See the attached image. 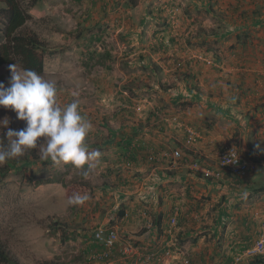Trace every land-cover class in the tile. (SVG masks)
I'll return each mask as SVG.
<instances>
[{
	"label": "rangeland",
	"instance_id": "1",
	"mask_svg": "<svg viewBox=\"0 0 264 264\" xmlns=\"http://www.w3.org/2000/svg\"><path fill=\"white\" fill-rule=\"evenodd\" d=\"M20 1L31 15L26 30L45 42L39 75L56 84L61 107L78 101L92 124L88 148L101 157L87 179L42 157L0 164V243L16 261L0 264H264V250L254 251L264 233V0ZM3 9L0 0V32ZM10 76L1 66L6 87ZM5 118L7 145L8 128L25 122L0 106ZM228 148L249 165L244 175L225 170L214 180L193 170L216 167ZM160 167L216 190L190 199L193 179L171 182L186 204L164 213V181L146 180ZM77 193L89 199L69 205ZM132 203L139 218L128 227L133 215L121 212ZM100 227L116 228L119 242L98 241ZM127 244L134 249L123 253Z\"/></svg>",
	"mask_w": 264,
	"mask_h": 264
},
{
	"label": "clouds",
	"instance_id": "2",
	"mask_svg": "<svg viewBox=\"0 0 264 264\" xmlns=\"http://www.w3.org/2000/svg\"><path fill=\"white\" fill-rule=\"evenodd\" d=\"M9 71L8 86L0 82V106L13 110L17 119L25 122V127L8 128L7 145L0 141V164L24 156L39 146L43 159L57 165L71 164L87 179L100 162L101 153L88 148L86 138L92 124L82 115L78 101L61 107L54 82L45 80L32 69H20L17 64H10ZM9 122L5 118L0 126L7 128ZM40 138L43 142L38 145ZM88 199L87 194L77 193L69 197L68 204L79 206Z\"/></svg>",
	"mask_w": 264,
	"mask_h": 264
},
{
	"label": "trees",
	"instance_id": "3",
	"mask_svg": "<svg viewBox=\"0 0 264 264\" xmlns=\"http://www.w3.org/2000/svg\"><path fill=\"white\" fill-rule=\"evenodd\" d=\"M37 1L39 0H33L32 4L35 5ZM5 4L7 9H3L5 16L0 32V67L17 64L22 69H32L41 74L44 68L41 51L45 48V42L35 32L26 30L25 26L31 15L20 0H5ZM24 156L21 164L24 167L41 158L38 148L29 150ZM4 173L6 169L0 168L1 178L5 176ZM13 259L0 243V261L16 263Z\"/></svg>",
	"mask_w": 264,
	"mask_h": 264
},
{
	"label": "built area",
	"instance_id": "4",
	"mask_svg": "<svg viewBox=\"0 0 264 264\" xmlns=\"http://www.w3.org/2000/svg\"><path fill=\"white\" fill-rule=\"evenodd\" d=\"M186 143L193 144L195 140L196 133L192 128L187 129ZM173 158L178 160L181 158L180 150H175ZM218 164L216 167H205L199 163H194L192 168L194 171H200L202 175L207 178L219 180L223 177L225 170H229L231 173L236 175H244L248 169L249 165L246 161L242 160L235 148H228L220 151L218 154ZM95 238L98 241L104 243V245L111 247L119 242L118 231L116 228H105L100 227L95 233ZM133 245L127 244V246L122 251L123 253H129L133 251ZM264 250V233L261 238L258 239L257 244L255 245L256 252H263Z\"/></svg>",
	"mask_w": 264,
	"mask_h": 264
},
{
	"label": "crops",
	"instance_id": "5",
	"mask_svg": "<svg viewBox=\"0 0 264 264\" xmlns=\"http://www.w3.org/2000/svg\"><path fill=\"white\" fill-rule=\"evenodd\" d=\"M160 168H161L162 172L156 171V168H155V172L152 173L150 176H148V179H146V180H149V181L151 180L150 183H152L153 181H161V182L164 181L162 183L165 186L163 188H161V191L159 193L161 195V197H162V200H163V205L160 206V210H162L164 213H167V211H168L169 208H172V209L173 208H175V209H178L179 208L180 209V207H181V210H183V207L181 205V202L182 203L185 202V204H186V200L181 197V194L182 193L181 194L180 193H173V195H171L172 194V191L174 190V189H171V187H173V185H175L177 182L181 183L182 180L183 181H187L189 179L191 181L193 179L194 181H191L190 184H188L189 185V188H188V190H186V194L189 195V198L190 199H192L191 197L193 195L199 196V193L196 192L195 190H199L198 188H200V187H198L197 185L193 186V182L195 183L196 182V179H197L196 176L189 177V178L185 177V175L181 172L182 171V168H180V167H175L174 169H171L170 172H164L163 169H162V167H160ZM163 168H165L167 170V167H163ZM144 176H147V175L145 174ZM171 182H174L175 184H172ZM195 184H198V183H195ZM152 185H153V183H152ZM176 186L178 187L177 184H176ZM202 186L203 187L200 188L201 190H203V188H206L209 191L216 190V189L212 188L211 185H209L208 183H204V184H202ZM150 188H151V186H150ZM134 190L140 191L141 189H137L135 187ZM221 192H224L225 194H228V191L226 192V190L221 191ZM140 194L141 193H139L138 196H141ZM247 195H248V193L246 192L245 193V197H247ZM254 196H256V194H254L253 197ZM248 200H253V198H251V197L248 198L246 200L247 204L242 205V207L246 208V210H248L249 209L248 207L250 206L249 205L250 203H249ZM132 204L133 205H129V209L122 210V212L124 211L123 213L125 215H128L130 212L133 215V216H130L131 222L129 221V224H127L128 227L129 226H133V227L134 226H137L136 223L138 222V218H139L138 217L136 219L134 217V215H138L137 213L134 212L138 207H137L136 204H134V203H132ZM139 204H142V203L140 202ZM224 205H225V203H224ZM189 208H190V210H192V209L193 210H197V208H198L197 201L194 200L192 202V204L190 205ZM219 210H222L221 213H225V212L228 211V210H225L224 209V206L223 205L221 206V208Z\"/></svg>",
	"mask_w": 264,
	"mask_h": 264
}]
</instances>
